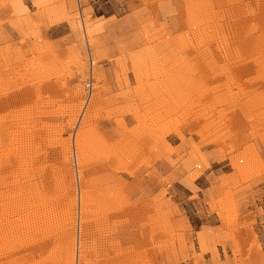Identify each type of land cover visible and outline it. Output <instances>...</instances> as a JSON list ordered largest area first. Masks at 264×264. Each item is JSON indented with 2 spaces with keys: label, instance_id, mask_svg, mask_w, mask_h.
<instances>
[{
  "label": "rangeland",
  "instance_id": "obj_1",
  "mask_svg": "<svg viewBox=\"0 0 264 264\" xmlns=\"http://www.w3.org/2000/svg\"><path fill=\"white\" fill-rule=\"evenodd\" d=\"M65 259L264 264V0H0V264Z\"/></svg>",
  "mask_w": 264,
  "mask_h": 264
},
{
  "label": "bare ground",
  "instance_id": "obj_2",
  "mask_svg": "<svg viewBox=\"0 0 264 264\" xmlns=\"http://www.w3.org/2000/svg\"><path fill=\"white\" fill-rule=\"evenodd\" d=\"M94 65V63L92 61H90V65H89V69H88V78H87V81H86V84H85V91H86V95H87V99H90V97L92 96V93H93V77H92V66ZM82 258L84 257L81 256ZM79 257V258H81ZM62 259V257H61ZM67 260L65 259V261H63L62 264H67Z\"/></svg>",
  "mask_w": 264,
  "mask_h": 264
}]
</instances>
